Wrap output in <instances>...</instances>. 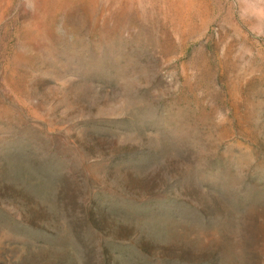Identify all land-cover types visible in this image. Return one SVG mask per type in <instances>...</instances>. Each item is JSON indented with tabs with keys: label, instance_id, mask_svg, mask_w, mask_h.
<instances>
[{
	"label": "rangeland",
	"instance_id": "374dc122",
	"mask_svg": "<svg viewBox=\"0 0 264 264\" xmlns=\"http://www.w3.org/2000/svg\"><path fill=\"white\" fill-rule=\"evenodd\" d=\"M0 264H264V0H0Z\"/></svg>",
	"mask_w": 264,
	"mask_h": 264
}]
</instances>
